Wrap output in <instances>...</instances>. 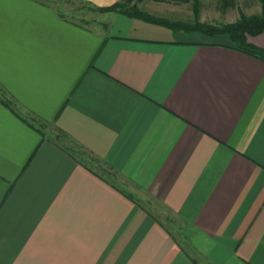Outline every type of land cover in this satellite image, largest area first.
Masks as SVG:
<instances>
[{"label":"crops","instance_id":"crops-1","mask_svg":"<svg viewBox=\"0 0 264 264\" xmlns=\"http://www.w3.org/2000/svg\"><path fill=\"white\" fill-rule=\"evenodd\" d=\"M74 1L0 0V264H264V60Z\"/></svg>","mask_w":264,"mask_h":264},{"label":"rangeland","instance_id":"rangeland-1","mask_svg":"<svg viewBox=\"0 0 264 264\" xmlns=\"http://www.w3.org/2000/svg\"><path fill=\"white\" fill-rule=\"evenodd\" d=\"M54 6H56L58 13L62 16H65L69 19L78 21L86 25H92L93 22L97 19L96 12H93L94 9L87 6L86 4L82 5L81 2L74 0H48ZM234 5L230 8L225 9L224 11L216 7V0H200V8L198 13V18H202L204 23L208 24H220L226 23L228 21H234L238 18V10H240L245 15L257 14L260 12V3L258 0H233ZM153 0H146L145 2L136 3L140 5L139 7H144L153 11L151 14H156L166 18L171 21H181L186 23H191L193 21L192 12L190 9L189 3H178V4H155ZM165 3V2H162ZM96 11V10H95ZM200 16V17H199ZM197 18V20H198ZM199 21V20H198ZM38 126L48 133L53 134L61 143L66 142V139L57 131L53 130L49 125L45 123H37ZM73 154L81 160L84 164L89 166L98 174L104 176L110 182L117 183L118 181L115 178L114 173L106 169L101 162L92 158L89 154L77 148L76 146H70ZM146 206V205H145ZM148 209L149 206H146ZM159 220L170 230L171 234L175 239L182 244L185 248L188 246V240L180 237V223L175 219V217L165 210L160 205L152 206ZM178 227V228H177ZM197 257L198 255L194 253Z\"/></svg>","mask_w":264,"mask_h":264},{"label":"trees","instance_id":"trees-1","mask_svg":"<svg viewBox=\"0 0 264 264\" xmlns=\"http://www.w3.org/2000/svg\"><path fill=\"white\" fill-rule=\"evenodd\" d=\"M144 0H118L108 7L98 8L97 11H115L128 17L139 18L147 22L160 24L172 30H194L208 36L226 35L230 42L238 51L244 52L258 59L264 60V48L257 47L247 41L246 36H255L264 31V0H258L260 3V12L257 14L245 15L238 10V18L232 22L220 24H208L197 20L200 0H153L155 2L165 3H189L193 16L191 23L181 21H171L166 18L148 13L140 8L136 3ZM234 5L233 0H216V7L225 10Z\"/></svg>","mask_w":264,"mask_h":264}]
</instances>
